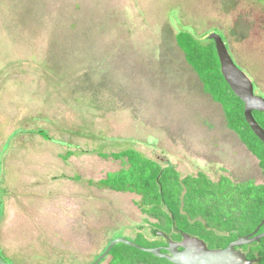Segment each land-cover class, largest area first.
<instances>
[{"label":"rangeland","instance_id":"obj_1","mask_svg":"<svg viewBox=\"0 0 264 264\" xmlns=\"http://www.w3.org/2000/svg\"><path fill=\"white\" fill-rule=\"evenodd\" d=\"M181 31L219 35L264 99V0H0L5 264H91L114 239H160L139 197L88 184L121 168L98 152L133 148L182 177L263 183L238 140L233 162L200 126L225 120L176 46Z\"/></svg>","mask_w":264,"mask_h":264},{"label":"trees","instance_id":"obj_2","mask_svg":"<svg viewBox=\"0 0 264 264\" xmlns=\"http://www.w3.org/2000/svg\"><path fill=\"white\" fill-rule=\"evenodd\" d=\"M174 39L203 92L220 105L227 128L257 159L264 178V147L245 122L243 103L220 73L213 41L199 40L187 31L177 33ZM252 115L264 130V112L254 111ZM37 133L50 139L43 131ZM71 155L67 153L66 158ZM97 155L120 162L121 168L88 184L139 197L136 206L140 212L158 222L154 234L160 239L150 241L151 248L166 245L160 232L174 242L187 234L202 240L209 249L225 248L253 232L264 218V181L257 185L251 181L233 182L224 176L214 181L202 172L182 177L175 166H162L133 148ZM259 231L264 232V224ZM242 249L248 250L246 258L253 264H264V238ZM108 257V264H172L121 243L111 249Z\"/></svg>","mask_w":264,"mask_h":264},{"label":"water","instance_id":"obj_3","mask_svg":"<svg viewBox=\"0 0 264 264\" xmlns=\"http://www.w3.org/2000/svg\"><path fill=\"white\" fill-rule=\"evenodd\" d=\"M208 40L213 41L215 45L216 54L220 64V73L224 81L233 94L243 103V115L246 124L264 147V130L252 115L254 111L264 112V99L254 94L251 80L235 65L222 38L217 34H210ZM263 224L264 218L253 232L238 237L236 240L230 242L225 248L220 249H209L202 240L196 237H191L187 234H182L180 242H174L168 239L165 234L159 233L165 238L167 245L165 247L156 248L140 247L127 239L117 238L107 245L103 253L93 264H99L104 260L111 249L118 243L151 254L156 258L164 259L172 264H253L254 261L248 260L239 248L258 243L263 239L264 232L259 233ZM0 264H5L1 257Z\"/></svg>","mask_w":264,"mask_h":264},{"label":"crops","instance_id":"obj_4","mask_svg":"<svg viewBox=\"0 0 264 264\" xmlns=\"http://www.w3.org/2000/svg\"><path fill=\"white\" fill-rule=\"evenodd\" d=\"M202 92H203V90H202ZM212 103L215 105H218L220 107L219 104H217L213 101H212ZM220 109H221V107H220ZM185 111H186V109H185ZM221 112H222V109H221ZM188 114H190V113L183 112V115H185V116H189ZM222 115H223V112H222ZM209 118H211V117L207 116V121H204V123L202 122L203 120H201L202 123H200V126H202L211 136L212 139L210 137L209 138L213 141L212 146L214 148H217V149H222L224 151L223 153L227 154L226 156L228 157V159L229 160L232 159L230 161L235 162L236 161L235 158L237 156H239L236 148L241 149L240 146L237 144L236 140H238L240 145H243V144L240 142L237 135L233 131H231L227 128L226 123L222 127L220 125H217L215 123L214 119L211 121L208 120ZM223 118H224V116H223ZM237 159H239V157H237ZM220 161H223V160H220ZM221 171H224V170H221ZM201 172L205 173L204 171H201ZM221 177H223V176H221ZM224 177H227V176H224Z\"/></svg>","mask_w":264,"mask_h":264},{"label":"flooded vegetation","instance_id":"obj_5","mask_svg":"<svg viewBox=\"0 0 264 264\" xmlns=\"http://www.w3.org/2000/svg\"><path fill=\"white\" fill-rule=\"evenodd\" d=\"M259 233H260V231H259ZM249 234H250V233H249ZM168 239H169V238H168ZM180 241H181V240L176 241V242H180ZM165 243H166V245H167V241H166V240H165ZM166 245H165V246H166ZM165 246H162V247H165ZM239 250H240L242 253H244L245 256H246V253L248 252L247 249L243 250L242 247H241V248H239ZM98 257H99V256H98ZM98 257H97V258H98ZM97 258H96V259H97ZM96 259H95V260H96ZM109 259H110V258H109L108 255H107L106 258H105L104 260H102L99 264H103L105 261H106V262H105L104 264H108ZM95 260H94L91 264H93V263L95 262Z\"/></svg>","mask_w":264,"mask_h":264}]
</instances>
